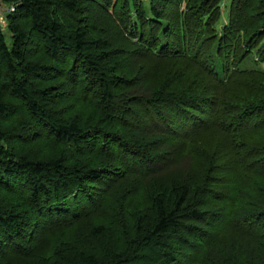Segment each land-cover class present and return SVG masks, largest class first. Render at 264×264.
I'll return each instance as SVG.
<instances>
[{
  "label": "trees",
  "instance_id": "16d2710c",
  "mask_svg": "<svg viewBox=\"0 0 264 264\" xmlns=\"http://www.w3.org/2000/svg\"><path fill=\"white\" fill-rule=\"evenodd\" d=\"M221 1L0 0V264H188L209 240L218 173L264 167V73L227 70L264 0L217 34Z\"/></svg>",
  "mask_w": 264,
  "mask_h": 264
},
{
  "label": "rangeland",
  "instance_id": "374dc122",
  "mask_svg": "<svg viewBox=\"0 0 264 264\" xmlns=\"http://www.w3.org/2000/svg\"><path fill=\"white\" fill-rule=\"evenodd\" d=\"M140 1L145 9H148L149 0ZM230 1L222 0L220 2L221 15L219 21L213 27L217 34H220L222 23L227 21ZM0 27L6 41L10 43L11 35L6 18L2 20ZM263 50L264 36L254 50L249 51L244 58L232 57L227 66L228 72L233 70H259V72L264 73V61H261L260 55ZM78 110L85 118H88L89 110L86 107L81 106ZM37 144L32 146H37ZM190 145L187 143L186 147ZM262 167V162L244 159L241 170L218 173V176L223 177L221 178L222 187L226 193L222 196L223 200L217 201L212 206L219 213L218 219L210 228L207 236L209 240L206 243L200 242L199 248L190 253L191 259L188 264H212L215 256L225 254L227 255L224 258L229 256L232 258L234 256L238 257L235 262L239 264H244L249 259L255 260L254 262L257 264H264V215H255L256 212L262 211L264 207V167ZM134 181L135 179H130L129 182V179H127L121 185V188L127 190ZM142 197L143 195L138 193L137 202ZM109 200L107 197L104 202ZM67 231L65 230L63 233L66 237L71 235Z\"/></svg>",
  "mask_w": 264,
  "mask_h": 264
},
{
  "label": "built area",
  "instance_id": "2783aa9c",
  "mask_svg": "<svg viewBox=\"0 0 264 264\" xmlns=\"http://www.w3.org/2000/svg\"><path fill=\"white\" fill-rule=\"evenodd\" d=\"M14 9L13 5H7L0 2V24L2 23V20L6 18V15L12 13Z\"/></svg>",
  "mask_w": 264,
  "mask_h": 264
}]
</instances>
